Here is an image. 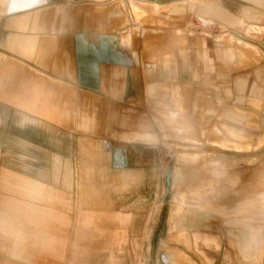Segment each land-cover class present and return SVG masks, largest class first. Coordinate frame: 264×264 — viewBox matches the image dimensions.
Listing matches in <instances>:
<instances>
[{"label": "crops", "instance_id": "0c3cea01", "mask_svg": "<svg viewBox=\"0 0 264 264\" xmlns=\"http://www.w3.org/2000/svg\"><path fill=\"white\" fill-rule=\"evenodd\" d=\"M214 4L229 19L203 14ZM199 8L206 26L264 39V0H0V264H230L207 219L173 223L209 213L183 192L166 207L177 168L162 175L165 123L182 133L194 88L261 95L256 69L229 82L232 47L184 33ZM223 116L245 152L244 116ZM239 245L247 254L248 234Z\"/></svg>", "mask_w": 264, "mask_h": 264}, {"label": "rangeland", "instance_id": "374dc122", "mask_svg": "<svg viewBox=\"0 0 264 264\" xmlns=\"http://www.w3.org/2000/svg\"><path fill=\"white\" fill-rule=\"evenodd\" d=\"M205 1L192 0V3L200 5ZM223 1L227 5H236L239 0ZM195 8L192 10L194 11ZM200 9L196 15L202 24L200 21L193 26L183 23L185 24L182 27L184 33L189 34L188 32L191 31L199 38L210 39L213 49L218 45L216 41H220L219 44L223 43L232 47L236 53H239L240 59L229 64L231 75L229 82L238 76H252L256 69L261 76L262 90L259 89L260 96H253L249 92L252 88L248 87L244 99L239 100L234 87H232L233 92L227 94L226 91L222 93L221 87L217 91L215 89L207 91V87L198 86L194 88L192 118L189 116L190 100L181 102V106H183L181 114L188 118V124L186 122V125L181 128L182 133L178 135L173 128L165 123V129H167L165 131L169 133L165 139L171 146H165L166 152L162 159V172L165 174L162 173V175L166 177L169 170L177 168L174 182L166 198V207L170 205L169 199L172 192H183L185 202L197 203L209 214L203 215L196 209L197 212L185 210L184 214L176 218L173 223L179 224L186 213H192L190 218L193 223H195L194 220L196 221L195 225H198L203 219H207L205 222L207 224L204 226L206 233L215 235L224 242L226 247L228 246L226 250H229L230 264L236 262L239 264H264V39L255 40L258 42L257 45L252 39L247 41L242 38L244 35L242 30L221 29L218 25H211V23L206 26L207 23L200 13ZM180 10L185 13L190 11V7L182 6ZM220 10L221 8L214 4V8L211 10L209 8L208 12L204 11L203 7L202 12L204 15L212 14L229 19L230 15L223 14ZM144 20L145 18H142L140 23H143ZM238 42L240 43L238 44ZM245 43L256 46L257 50ZM221 51L228 53L227 59L218 55ZM217 57L224 63L233 59L230 51L221 48L217 51ZM217 65L220 67L219 63ZM251 82L250 80L248 83ZM216 98L220 100L219 103ZM227 110L236 111L244 116L243 139L240 140V143L244 149L246 148L245 152L237 153L232 150L234 145L230 143L231 139L225 136L223 115ZM214 125L220 129L223 136L212 132ZM232 136L237 138L234 133ZM224 137L230 141L225 140ZM221 145L224 146L221 147ZM189 161L195 164L181 165L183 162ZM199 191L205 193L204 199L196 196ZM177 197L175 202L180 204L181 197L179 198L178 194ZM181 212L180 209V214ZM245 234H248L250 238L247 254L241 251L239 245ZM202 235L204 234H197L199 240L202 239ZM203 239L207 240V238Z\"/></svg>", "mask_w": 264, "mask_h": 264}, {"label": "bare ground", "instance_id": "6f19581e", "mask_svg": "<svg viewBox=\"0 0 264 264\" xmlns=\"http://www.w3.org/2000/svg\"><path fill=\"white\" fill-rule=\"evenodd\" d=\"M152 7V6H151ZM162 8V7H161ZM160 8V9H161ZM163 9V8H162ZM157 11V10H156ZM224 58V57H223ZM170 173H171V171H170ZM174 194V193H173ZM177 193L175 192V196H174V198H173V201H176L177 200ZM172 213L175 215V216H178L179 214H180V209H176V210H174V212L172 211ZM172 219V218H171ZM172 223V222H171Z\"/></svg>", "mask_w": 264, "mask_h": 264}, {"label": "water", "instance_id": "95a60500", "mask_svg": "<svg viewBox=\"0 0 264 264\" xmlns=\"http://www.w3.org/2000/svg\"><path fill=\"white\" fill-rule=\"evenodd\" d=\"M169 174H170V171H169V173H168V177H169Z\"/></svg>", "mask_w": 264, "mask_h": 264}]
</instances>
